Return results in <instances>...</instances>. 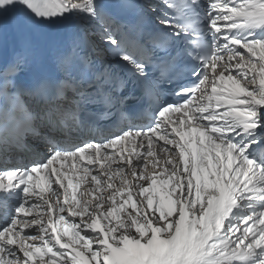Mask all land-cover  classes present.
Returning <instances> with one entry per match:
<instances>
[{
  "label": "snow or ice",
  "instance_id": "snow-or-ice-1",
  "mask_svg": "<svg viewBox=\"0 0 264 264\" xmlns=\"http://www.w3.org/2000/svg\"><path fill=\"white\" fill-rule=\"evenodd\" d=\"M0 264H264V0H0Z\"/></svg>",
  "mask_w": 264,
  "mask_h": 264
}]
</instances>
